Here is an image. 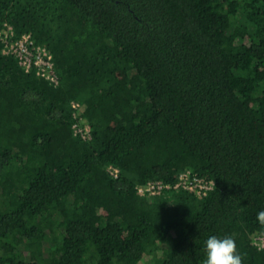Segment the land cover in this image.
<instances>
[{
	"label": "trees",
	"instance_id": "1",
	"mask_svg": "<svg viewBox=\"0 0 264 264\" xmlns=\"http://www.w3.org/2000/svg\"><path fill=\"white\" fill-rule=\"evenodd\" d=\"M4 24L59 84L0 43V264H204L212 234L264 264V0H0ZM187 170L213 189L137 193Z\"/></svg>",
	"mask_w": 264,
	"mask_h": 264
},
{
	"label": "built area",
	"instance_id": "2",
	"mask_svg": "<svg viewBox=\"0 0 264 264\" xmlns=\"http://www.w3.org/2000/svg\"><path fill=\"white\" fill-rule=\"evenodd\" d=\"M0 43L2 45V54L14 57L18 65L26 73L34 71L36 76L46 80L53 86L59 84V77L55 71L52 55L46 48L36 45L29 34H22L18 37L12 26L4 24L0 29ZM71 107L74 120L72 124L73 135L82 141L91 140L90 128L80 115V104L72 102ZM108 173L113 178H117L119 170L109 166ZM213 186V181L200 178L187 170L178 176L174 185L165 184L161 181H150L144 186H138L137 193L141 196H156L172 188L183 189L200 196L206 195L208 191L213 189ZM253 242L258 249H264V236L255 235Z\"/></svg>",
	"mask_w": 264,
	"mask_h": 264
},
{
	"label": "clouds",
	"instance_id": "3",
	"mask_svg": "<svg viewBox=\"0 0 264 264\" xmlns=\"http://www.w3.org/2000/svg\"><path fill=\"white\" fill-rule=\"evenodd\" d=\"M257 218L264 221V209L257 212ZM206 259L204 264H243V255L230 234L209 235L204 242Z\"/></svg>",
	"mask_w": 264,
	"mask_h": 264
}]
</instances>
